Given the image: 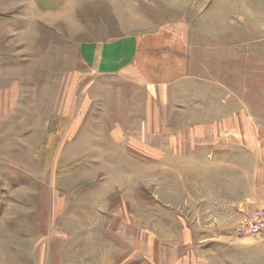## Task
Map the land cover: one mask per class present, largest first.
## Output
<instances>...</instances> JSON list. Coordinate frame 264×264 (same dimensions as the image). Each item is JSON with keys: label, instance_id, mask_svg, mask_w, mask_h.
Here are the masks:
<instances>
[{"label": "rangeland", "instance_id": "rangeland-1", "mask_svg": "<svg viewBox=\"0 0 264 264\" xmlns=\"http://www.w3.org/2000/svg\"><path fill=\"white\" fill-rule=\"evenodd\" d=\"M179 21L170 100H128L78 56ZM236 120L264 129V0H0V264H228L259 237L238 233L250 210L223 234L207 212Z\"/></svg>", "mask_w": 264, "mask_h": 264}, {"label": "crops", "instance_id": "crops-1", "mask_svg": "<svg viewBox=\"0 0 264 264\" xmlns=\"http://www.w3.org/2000/svg\"><path fill=\"white\" fill-rule=\"evenodd\" d=\"M187 41L188 27L179 21L151 33L129 35L103 43H82L78 56L92 76L116 80V90L121 84L128 89V100H138L144 94L143 100H170L168 94L178 88L187 75ZM221 128L218 129V145L213 144L207 156L209 164L217 160L219 169L218 196L212 195L208 199L214 205L218 203L220 208L215 210L211 206L207 212L215 216V221L222 222L223 226L219 223L217 229L223 234L244 210L251 212L264 207V129L251 125L248 128L242 120L235 121L233 130L226 129V123ZM228 173L233 174V180L229 181V189L226 190L221 186L227 183ZM216 240L209 237L203 241H215L219 243L218 247H222L223 242ZM224 245V249L234 252H229L228 264H264V235L238 238ZM169 259V264H196V259L191 257L179 263Z\"/></svg>", "mask_w": 264, "mask_h": 264}, {"label": "built area", "instance_id": "built-area-1", "mask_svg": "<svg viewBox=\"0 0 264 264\" xmlns=\"http://www.w3.org/2000/svg\"><path fill=\"white\" fill-rule=\"evenodd\" d=\"M238 233L241 236H263L264 207L257 208L245 214Z\"/></svg>", "mask_w": 264, "mask_h": 264}]
</instances>
